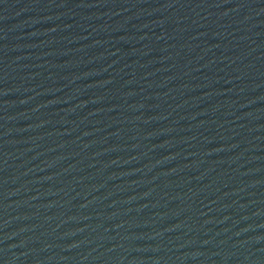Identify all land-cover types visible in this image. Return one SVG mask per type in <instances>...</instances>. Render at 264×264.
I'll list each match as a JSON object with an SVG mask.
<instances>
[{
  "label": "water",
  "instance_id": "95a60500",
  "mask_svg": "<svg viewBox=\"0 0 264 264\" xmlns=\"http://www.w3.org/2000/svg\"><path fill=\"white\" fill-rule=\"evenodd\" d=\"M0 264H264V0H0Z\"/></svg>",
  "mask_w": 264,
  "mask_h": 264
}]
</instances>
